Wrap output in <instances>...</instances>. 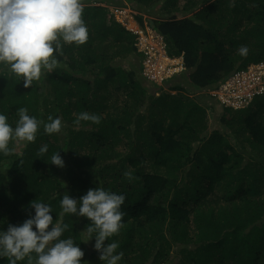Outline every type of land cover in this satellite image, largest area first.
Listing matches in <instances>:
<instances>
[{"label": "trees", "instance_id": "trees-1", "mask_svg": "<svg viewBox=\"0 0 264 264\" xmlns=\"http://www.w3.org/2000/svg\"><path fill=\"white\" fill-rule=\"evenodd\" d=\"M177 1L81 0L88 39L64 45L55 70L25 88L0 66V113L12 127L20 107L44 122L62 120L60 133L41 126L33 143L10 142L12 154L0 155V230L22 224L37 200L68 225L61 238L81 247L83 261L103 264L94 240L84 243L89 222L60 215L65 192L78 198L103 187L125 196L123 227L108 241L124 253L120 264H264V98L244 110L222 108V132L207 133L206 109L209 90L264 62V0H184L189 18L150 21L185 67L158 84L143 75L137 36L108 7L132 8L143 26L142 13L178 11ZM85 111L100 123L77 126ZM54 152L64 168L50 164Z\"/></svg>", "mask_w": 264, "mask_h": 264}, {"label": "clouds", "instance_id": "clouds-1", "mask_svg": "<svg viewBox=\"0 0 264 264\" xmlns=\"http://www.w3.org/2000/svg\"><path fill=\"white\" fill-rule=\"evenodd\" d=\"M184 5V0H178L176 3L178 11L172 10L170 13L159 15L142 13L143 26L136 21L137 13L132 8L108 7L116 22L137 36L136 47L145 54V59L147 52L139 49L143 33L149 34L157 42L158 51L164 52V56L161 55L163 60L176 65L181 62L180 68L171 65L168 76L162 75L159 81L148 78L143 70V75L150 81L161 84L164 80L185 70L183 57H169L163 37L149 24L152 20L168 19L170 16L177 19L189 18L191 12L181 11ZM82 15L81 0H0V66L7 67L14 78L23 81L24 87L29 88L33 81L40 80L42 70L52 72L59 66L57 57L62 53L64 45L80 46L86 43L88 29ZM119 16L124 17L125 20L121 21ZM130 24L133 25L132 28L129 27ZM238 52L242 56L247 55L248 49L246 46H241ZM259 65H264V62L250 64L245 70L235 72L229 79L209 90L207 95L218 103L217 98L212 96L213 92L218 91L236 74ZM174 69L176 71L169 75ZM259 98H264V92L252 96L247 106L236 110L230 109L232 111L247 109ZM220 105L221 108H229L221 103ZM17 116L15 127H12L8 123V117L0 113V155L12 154L10 142H23L25 146L33 143L41 126L48 135L60 133L62 130V120L59 117L49 116L47 122H44L35 116H30L25 107L17 109ZM82 121L99 124L101 117L85 111L77 115L74 123L79 126ZM47 152L48 146L45 144L39 148L38 155L43 156ZM59 153L51 154L50 164L62 169L65 163ZM124 175L129 180L132 179L129 172ZM124 201V195L108 191L103 187L89 188L78 198L65 192L60 198L61 217L71 215L78 220L84 218L89 222L82 231L85 234L84 243L94 240L93 248L99 253V260L103 264H120L123 258L124 253L117 251L118 243L108 241L123 227L124 212L121 206ZM29 207L34 210V214L22 224H9L6 231L0 230V258H7L8 264H18V261L25 258L28 259L29 264H88L82 259L85 255L84 251L72 238H61L68 225L62 221L54 222L49 204L35 200L30 202Z\"/></svg>", "mask_w": 264, "mask_h": 264}, {"label": "built area", "instance_id": "built-area-1", "mask_svg": "<svg viewBox=\"0 0 264 264\" xmlns=\"http://www.w3.org/2000/svg\"><path fill=\"white\" fill-rule=\"evenodd\" d=\"M147 59H151L152 54H158L159 51L155 50L152 52L148 49ZM158 60H154L156 62ZM165 62V61H164ZM170 62V61H168ZM171 63V62H170ZM170 63H167L170 64ZM150 69L147 73H144L148 78L161 79L164 74L166 65H163V70L160 69L159 65H152L149 62ZM153 66V67H152ZM176 69L169 72V75L175 72ZM168 76V75H167ZM264 92V65L252 66L248 68L245 72L236 74L231 78L224 86H222L218 91L213 92L212 96L217 98V100L224 106L232 109H240L249 104L252 96Z\"/></svg>", "mask_w": 264, "mask_h": 264}, {"label": "rangeland", "instance_id": "rangeland-1", "mask_svg": "<svg viewBox=\"0 0 264 264\" xmlns=\"http://www.w3.org/2000/svg\"><path fill=\"white\" fill-rule=\"evenodd\" d=\"M121 21H124L125 18L122 17V16H119L118 17ZM129 27H133L132 24H130ZM149 33V32H147ZM152 36H150L149 34L148 35H145L144 33L142 34V37H141V40H140V43H139V49H142L144 51H146L147 49L149 51H155V50H159V47H158V44L156 41H154L152 38ZM148 53V51H146ZM152 54V53H151ZM161 55L164 56V52L163 51H160L158 54H152V57L151 59H147L146 57V61H144L143 63V66H144V73H147L148 70L150 69L149 67V62H151L152 65H159L160 69H164L162 68L163 65H167V63H170V62H167L165 60H163V58L161 57ZM154 60H158L156 62H153ZM165 61V62H164ZM171 65H176V63H170L166 66V71L164 72L163 75H167L168 74V71L172 68ZM178 68L181 67V62H179L177 65H176ZM153 67V66H152ZM162 77V76H161ZM159 81V79L157 80ZM173 94H175L173 92ZM189 95L192 96V94L189 92ZM209 98V96H208ZM197 102H202L200 99H196ZM206 109H207V114H208V128H207V133H210L211 131H216L218 130L219 132H222L224 129L223 127H221L222 125L220 124L219 122V116L221 114V110H222V106L220 105V103H216L213 99H206ZM218 101V100H217ZM199 102V103H200ZM203 104V103H202ZM23 143V142H22ZM22 143L20 144H17V148L15 149V152H17L23 145ZM19 145V146H18ZM90 248L89 250L92 249V245L89 244Z\"/></svg>", "mask_w": 264, "mask_h": 264}]
</instances>
